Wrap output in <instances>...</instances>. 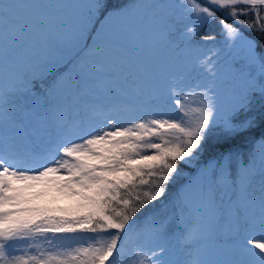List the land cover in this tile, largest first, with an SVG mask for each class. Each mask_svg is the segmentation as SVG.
I'll use <instances>...</instances> for the list:
<instances>
[{
  "label": "snow or ice",
  "instance_id": "6c2138e0",
  "mask_svg": "<svg viewBox=\"0 0 264 264\" xmlns=\"http://www.w3.org/2000/svg\"><path fill=\"white\" fill-rule=\"evenodd\" d=\"M0 264H264V0H0Z\"/></svg>",
  "mask_w": 264,
  "mask_h": 264
},
{
  "label": "rangeland",
  "instance_id": "374dc122",
  "mask_svg": "<svg viewBox=\"0 0 264 264\" xmlns=\"http://www.w3.org/2000/svg\"><path fill=\"white\" fill-rule=\"evenodd\" d=\"M211 29L215 28L216 26L210 25ZM207 27V26H206ZM205 28V27H204ZM215 32V31H213ZM202 35L198 36V38H194V43L200 44L199 47H193L194 51L198 53H207L208 50L212 49L213 47H222L218 42H207L204 43L201 41ZM74 55L73 50L71 47H66L64 49V60L61 61V64L65 62L67 59H71V57ZM222 63L224 62L223 59L221 61ZM58 65L57 67H59ZM71 66V65H70ZM69 66V67H70ZM111 75V74H110ZM110 87H115V85H110ZM40 87L38 84L36 85V90L39 91ZM185 176L190 175L188 172H184ZM160 207L159 204L156 205V209L158 210ZM222 238L221 237H210L204 242V254L205 258L209 260H222L227 258L226 257V251L225 249L221 246L222 245ZM170 246L174 249V257L175 259H184V255L182 252H180V245L177 241L175 240H170L169 241Z\"/></svg>",
  "mask_w": 264,
  "mask_h": 264
},
{
  "label": "trees",
  "instance_id": "16d2710c",
  "mask_svg": "<svg viewBox=\"0 0 264 264\" xmlns=\"http://www.w3.org/2000/svg\"><path fill=\"white\" fill-rule=\"evenodd\" d=\"M123 2H125V0H109V3H110V4H114V3H123ZM210 27H211V26L209 25V26H207V27L201 29L200 34L197 35V36H195L194 38H198V36H200V35L203 36V35H206V34L212 33L213 31H215V32H219V28H218L217 26H216L215 28H213V30H212ZM249 34H251V33H249ZM194 38H193V39H194ZM199 46H200V44H196V43L193 44V47H199ZM69 60H70V59H67L66 61H69ZM66 61H65V62H66ZM65 62H63L62 64H60V66L57 67V69H56L54 72H52V73L49 74V76H48V78H47L49 82H50L52 79H54L55 76L60 75L62 72H64V71L67 70V69L63 66V64H64ZM69 66H70V64H69ZM37 84H38V86L40 87L39 82H37ZM258 138H259V131H257V132H255V133L251 134V136L249 137V142H240V143L242 144V150H243L245 153H247V152L250 150L251 146H252L251 141H252L253 139H258ZM212 155H213L212 151L209 150V151H208V152L202 157V161H203V162H207L209 159H211ZM188 167H189V166H183V165H182L183 171L189 173ZM189 174H190V173H189ZM175 191H176V187H174V186H170V193L174 194ZM156 205H157V204H156ZM156 205H155V208H156ZM149 211H151V209H149Z\"/></svg>",
  "mask_w": 264,
  "mask_h": 264
}]
</instances>
